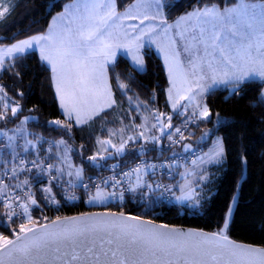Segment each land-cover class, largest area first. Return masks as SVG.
I'll use <instances>...</instances> for the list:
<instances>
[{
    "label": "snow or ice",
    "instance_id": "obj_1",
    "mask_svg": "<svg viewBox=\"0 0 264 264\" xmlns=\"http://www.w3.org/2000/svg\"><path fill=\"white\" fill-rule=\"evenodd\" d=\"M142 6L143 13L141 15L119 17L115 12L114 0H82L67 14V17L60 18L61 20L67 18L68 23L63 25L59 31L50 29L47 35H37L13 44L7 49H0V71L5 70V54L14 59V54L23 53L26 49H31L34 44L39 45L42 61H46L52 67L56 91L67 118L75 119L77 124L87 123L102 109L110 108L115 103L107 82L106 66L115 61L117 50L124 49L131 52L135 64L140 68L143 66V60L139 55V49L143 47V44L140 43L143 38L147 36L149 42L153 44L161 38L168 39L167 33L173 26L168 25L163 17L161 11L163 0H144ZM255 9V5H245L242 13L235 9L228 11L230 15L236 13L237 16L241 14L246 16V26L251 29L253 22L258 17L264 23V12L257 13ZM7 12V7L0 6V19ZM215 12V9H205L203 12L194 9L192 13L180 17L176 26L188 21L199 23L202 16L212 15ZM117 19L121 20L120 24L113 23ZM123 19H139L141 25L145 20L159 19L163 27L157 30V26L153 24L142 28L139 33L125 32L122 41L119 35H114L113 30L124 27ZM228 23L231 25L229 29L231 38L215 28L208 37H205L203 29L200 30L198 36H192L193 40L198 39L202 45L203 55H201L200 49L192 52L189 56L187 71L181 66L178 53L166 52L165 59L169 64V74L172 77L173 87L169 89V95L173 109L181 99L191 102L195 98L182 94L179 89H176L177 79L189 85L185 90L186 93L193 91L191 84L195 82L196 88L199 89L195 95L199 96L205 91V86L201 84V81L204 80L210 81L209 87L225 85L229 88L230 93L235 95L240 92L250 78H264V39L254 43L237 28L239 21L234 23L229 19ZM129 27L135 30L137 26L130 25ZM189 28H192L193 32L195 31L193 25H189ZM187 30L185 29V31ZM180 35L183 36V33ZM261 35L264 36V32ZM129 36L131 39H128ZM42 41L44 43H41ZM164 50L165 48L161 47V51ZM185 51H188L187 47ZM240 64L244 66L240 67ZM120 87L124 89L125 85L121 83ZM174 89H176V95L172 96ZM3 92L4 89L0 86V93ZM6 95V93L0 95V121H7L10 118L9 113H11V117H16L17 113L21 111L18 103H9L5 100ZM128 99L131 102V97ZM195 107L200 109L198 114L201 117L208 118L210 113L206 106L197 104ZM183 110L186 109L181 111ZM193 115H197V113L193 112ZM156 119L160 121V116H157ZM27 122L28 118H25L14 129H0V137L3 138V141L0 142V174L9 180L18 181V183L9 186L3 183V179H0V208L8 210L7 213L0 214L5 215L6 220H10L11 217L17 215L16 207H20L23 209L24 215L28 217L27 223L19 225L18 232L13 231L14 239L0 235V264H5V256H8L10 260L14 254L21 255L25 260L29 257L42 259L48 252L55 254L61 264H129L128 254L144 249L146 245H151L149 251L154 256L157 252L168 256L196 253L201 256L210 255L213 260H216L217 256L213 254L215 249L219 250L221 254L226 252L234 257L235 264H264V248L256 249L236 244L228 240L223 232L208 235L194 232L182 233L172 229L163 233L158 230H149L150 234H145L138 231V225L126 223L127 219L138 220V218H125L122 214L119 224L94 222L96 220L94 217H78L72 220L58 218L51 225L35 227V222L29 213V204L36 205L37 201L26 189L30 187L32 179H39L40 176L47 173L49 186L42 191L51 193V181H59L60 177L57 172L63 170L56 169L55 165L51 163L45 165L39 158L29 160L26 155H21L22 152L28 153L32 149L39 157V152L36 149L39 140L34 143L33 140L28 139V133L24 127ZM51 123L62 126L61 121L58 120ZM163 123L161 121V125ZM167 123L168 126L171 125V117H167ZM163 130V126H161L160 131L163 132ZM175 132L180 133L181 129L176 128ZM20 138L23 139V144L17 143ZM169 138H171V134H169ZM179 138L183 139V136L181 135ZM128 139L131 140L132 137ZM64 143L63 140L59 141V144ZM101 143L111 144V141H101ZM123 149L124 145L121 144L117 151L122 152ZM223 154L222 142L218 141L217 149L210 159L215 161ZM90 159L95 160L96 157L93 156ZM33 169L37 170L35 177L31 175ZM81 171H76L77 178L80 177ZM140 173L141 168L137 167L124 174L129 178L135 176V184L130 185V191H135L137 187L141 186L151 189V185L141 184ZM68 175H72V173H68ZM12 188L18 189L23 195L11 194ZM116 195L115 191L105 192L98 186L90 202L103 203L110 196ZM122 195L120 193L121 198ZM185 198L191 197L189 195L181 199ZM111 215L115 216V214ZM228 215H231V209ZM140 223L151 222L141 221ZM224 228H227V223ZM21 233L23 235H20ZM113 244L115 247L108 246ZM166 264H174V262L167 261ZM184 264H204V262L185 259ZM229 264H233V262L229 261Z\"/></svg>",
    "mask_w": 264,
    "mask_h": 264
},
{
    "label": "trees",
    "instance_id": "obj_2",
    "mask_svg": "<svg viewBox=\"0 0 264 264\" xmlns=\"http://www.w3.org/2000/svg\"><path fill=\"white\" fill-rule=\"evenodd\" d=\"M73 0H16L13 9L0 21V47L35 35L45 33L55 15L61 13L65 6ZM135 0H117L118 10H126ZM264 1V0H250ZM237 0H169L166 5L167 21L173 22L182 14L207 6L222 8L232 6ZM146 69L137 70L130 60L120 55L110 67V81L114 96L121 107L126 101L139 102L144 107L158 104V109L164 112L172 111L167 99V89L170 84L167 68L156 50L150 46L143 49ZM125 88L121 89L120 84ZM0 84L9 103L20 105L21 111L16 117L0 121V129L17 127L22 120L26 124L32 139L44 140L45 150L49 141L64 140L71 147V156L76 165L81 166L87 178L100 166L111 162L125 163L143 156L161 157L165 151L158 152L152 148L148 152L131 151L128 155L117 158L100 156L101 141L107 140L108 130L116 129L119 122L107 120L108 112L98 115L91 123L78 126L73 120H68L63 114L53 84V73L50 66L42 61L39 52H29L19 55L9 61L0 74ZM264 82L249 80L238 94H231L229 88L216 89L209 92L205 98L211 110V118L201 120L198 132L204 128L213 127L214 133L210 141L197 143L193 133L194 123H187L190 130L181 146L173 149L176 152L202 147L205 152L210 142L216 136H221L225 145L226 161L224 169L217 175L212 185L210 198L199 207L188 206L163 201L159 196L132 192L122 199L111 201L107 205L93 207L86 202L84 196L80 202L66 201L56 188L54 190L57 204L51 205L48 193L42 189L49 186L45 177L33 180L35 184L32 193L37 201L33 207L34 226L55 219L83 214L94 210H109L148 218L172 226H183L218 233L225 222L226 213L238 190L240 178L247 161V175L242 179L239 201L230 225L229 237L250 244L264 246ZM22 93V95H20ZM10 98V100H9ZM108 114V115H105ZM217 114L218 117H217ZM221 122L217 123L216 119ZM62 120V126H55L53 120ZM179 121L178 114L174 117ZM226 121V123H224ZM167 141V138H164ZM96 157L91 160L90 157ZM48 160V159H47ZM49 161V160H48ZM49 164V162H48ZM181 169L179 167L175 170ZM175 177L168 178L173 184ZM62 180V179H59ZM64 181V180H63ZM8 183V182H7ZM46 186V187H45ZM155 193H159L155 190ZM143 192V191H142ZM154 193V194H155ZM3 208H1L2 210ZM0 210V213H4ZM0 233L9 239H14L13 231L18 232L19 225L24 220H6L0 214Z\"/></svg>",
    "mask_w": 264,
    "mask_h": 264
},
{
    "label": "rangeland",
    "instance_id": "obj_3",
    "mask_svg": "<svg viewBox=\"0 0 264 264\" xmlns=\"http://www.w3.org/2000/svg\"><path fill=\"white\" fill-rule=\"evenodd\" d=\"M15 1L16 0H0V6L8 8V12L4 15V17L2 19H4L7 16V14H9L11 12V10L14 7V4H16ZM243 1L244 0H238L240 5H242L241 3H243ZM81 2H82V0H74L73 2L68 3L65 6V9L63 12L58 13L57 15H55L53 17L51 24L49 26V30L55 29V30L59 31L63 25H66L68 23V19L66 18L64 20H61L60 18L62 16L67 17V14L69 12H71L74 9V7ZM167 2H169V0H163V7L161 9L163 17L165 18L166 21H167V14H166ZM143 3H144V0H135L131 4L132 6L130 5L126 11L124 10V12L123 11L120 12L117 9L118 4L116 3V0H114L115 12L119 17H124L126 15H141L143 13V6H142ZM216 7H217V5H216ZM2 19H0V21ZM54 21H55V23H54ZM175 21H173V22H175ZM113 23L114 24H120L121 20L117 19V20L113 21ZM122 23L124 25V27L122 28V32H118V29H120V28H115L113 30L114 35H119L120 38H122V41L124 40L123 33H125V32L135 31V33H139L142 28H146L149 25H153V24H155L157 26V30H159V28L163 27V25H161L159 19H157V20H145L143 25L140 24L139 19H123ZM167 24L170 25V23L168 21H167ZM130 25H136L137 27L135 28V30H133L131 27H129ZM171 29L167 33V37H168L167 40H165L164 38H161L155 44L150 43L147 36H145L143 38V40L140 42L143 44V47H141L139 49V55L142 57V60H143V66L142 67L138 68L137 65L135 64L133 58H132L133 54L131 52H127L124 49H118L117 50V55L115 57V60L120 54L122 55L123 53H125V54H127V56H129V58H130L129 60H130L131 64L137 70L144 71L146 69L144 55H143L144 47L150 46V47H152L154 49L156 48L157 50H160V51H161V47H164V48L167 47L168 48L169 47V45H168L169 38L174 33H178V29L176 28L175 25ZM49 30H48V33H49ZM121 34H122V36H121ZM228 35H229V33H228ZM128 39H131V37L129 36ZM26 40H28V39H26ZM21 41H24V40H20L16 43H19ZM41 43H44V42L42 41ZM12 45L1 46L0 49H7V48L11 47ZM166 50L167 49H165L164 51H166ZM34 51H37L40 54V46L34 44L31 49H26L25 52L17 53L14 55H15V57H17L19 55H23L25 53L34 52ZM164 51H161V52H164ZM12 59H13L12 57H9L5 54V56H4L5 68L7 66V63L9 61H11ZM110 64H112V62H110L108 65H110ZM48 65L52 69L51 65L50 64H48ZM107 66H106V70H107ZM2 72L3 71H0V74ZM52 73H53V71H52ZM107 82H108V86L111 90L112 99L115 101V103L110 108L102 109L99 112V114L102 112H108L109 116H107V120L110 122H120L122 124V126L118 130V132L117 131L115 132V129H111V132L109 134L110 137L106 140V141H111V144L101 143V146H100V155L101 156L104 155L103 153L107 151V147L109 148V146L111 149H113V151L116 150L115 147L119 146L118 141H116L117 140L116 136H118L119 138H120V136H124L125 135L124 129H126V128L127 129L129 128L130 130H133V131L140 130V132L143 133V136H145L146 138H150V140H151V138H153L154 136H156V137L169 136V134L173 133L176 126L177 127L179 126V128H182L183 126H181V125H184L187 123H194L195 127L192 129V132L198 133L194 138L195 141L197 143L204 144L205 141L207 142V141L211 140V137L214 133L213 127L204 128L201 132H198V129L196 128V127L200 126L201 120H208L211 118V110L207 106L206 102L200 101V102H197L196 105L200 104V105L206 106L208 108L210 115L208 116L207 119L201 117L200 115L197 118L193 117L194 116L193 112L199 113L200 109L196 108L195 107L196 105L186 104V102H179L176 105V108L173 109L171 99L168 101L169 107L172 110L170 112H164L162 110H159L158 104H152L148 107H145V106L143 107L141 105V103L135 102V101L130 102L129 100L126 101L125 107L124 106L121 107L122 104L118 103L115 100L116 98H115L114 93L111 89L108 70H107ZM0 86H2V85L0 84ZM4 93L5 92L0 93V95H4ZM172 96H174V95L172 94ZM5 100H7L6 96H5ZM137 105H139V106L137 107ZM182 109H186V110L181 111ZM62 110H63V108H62ZM62 112H64V110ZM64 114H65V112H64ZM176 114H178V117H179V121L177 123L175 122V119H174ZM65 116H66V114H65ZM157 116H160V121H158L156 119ZM31 117H28V119H31ZM93 117L91 119H93ZM167 117H171V125L170 126H168ZM66 118H67V116H66ZM57 120L61 121V124H62V120L56 119L53 121H57ZM71 120H73L75 122V119H71ZM90 120H88L87 123H82V124H77L76 122L75 123L77 125H86V124H89L88 122H90ZM161 121L164 122L163 125H161ZM216 122L220 123L221 119L217 118ZM153 125H156V127H153ZM55 126H57V125H55ZM161 126H163V129H164L163 132L160 131ZM24 127H25V125H24ZM12 129H14V128H12ZM189 130H190V127H189V129L187 128V132H186L185 136L183 137V139L186 138ZM28 139H29V136H28ZM37 140H39V143H37L36 149L39 152V157H37L36 153L34 151H32V152H34V157L30 158L29 160L39 158L43 161V163L45 165H47L49 162L52 165H55L56 169H62L63 170L62 172H57V175L59 177L65 176L69 180L73 179V177L76 176L75 175L76 171H74L76 169H75V166L73 165V163L70 162L71 159L69 158V155H70L69 153L71 151L72 145H70L68 142H66L64 140H63L65 142L64 144H59L57 141H49V144L46 145L47 147H45V151H42L40 149L41 147L39 148L38 145H41L44 140H41V139H37ZM2 141H3V138L0 137V142H2ZM120 141H121V138H120ZM218 141L222 142L224 154L221 158H218L217 160L213 161L210 159V157L216 151ZM23 142L24 141L22 138L18 139V141H17L18 144H23ZM134 142H136V143H134L132 148L134 150H139L140 144L137 142V140H135ZM31 150L32 149H30L29 152ZM28 153L22 152L21 155H26L28 157V155H27ZM107 157L116 158V155L115 154H109ZM118 157H120V156H118ZM225 161H226L225 145H224V141H223L222 137L220 136L219 138L216 139V141L214 139L212 142H210V144L208 145L207 151L205 152V150H204L203 155H201L199 158H197L194 162L188 164L187 166L182 167L179 170L177 181L172 184L173 189H174V192L172 195V202L175 204L188 206L192 209L199 207L206 199L210 198L211 192H212L213 182H214V180H216L217 175H220L222 170L224 169ZM244 163H245V167L243 170V175L239 181L238 190L235 193V195L231 201L230 207L226 213V218H225V222L223 224V227L218 232V233L223 232L226 236L229 235L230 225L232 223V220L234 218V214H235V211H236V208L238 205L240 186L242 183V179L244 177H246L247 172H248L246 159H244ZM79 167L82 168L81 166H79ZM68 173H72V175H68ZM46 174L47 173L43 174L42 177H44ZM21 175L23 176V174H21ZM140 177H141V182H142L144 180V177L143 176H140ZM16 183H18V181L8 179L7 185L11 186V185H14ZM145 185H151V189H150L151 193L150 194L158 196V194L155 193L156 189L153 188V186H152L153 182L150 179L146 180ZM104 191L107 192L106 190H104ZM94 193L95 192H92L86 198V202L89 206H93V207L94 206H104V205H107L109 202H111L115 199L114 197L110 196L108 198V200L104 201L103 203H101V202H90L92 200V195ZM212 193H214V191ZM189 195L191 198L181 199L182 197H188ZM33 207H34V205L29 204V213H30L32 219H33V214H32ZM230 209H231V215L229 216L228 214H229ZM1 211L4 213H7L8 210L6 208H4ZM27 219H28V217H27ZM27 219L25 216L24 221H26V222H24V223H27ZM0 221H2V220L0 219ZM225 223H227L226 229L224 228ZM0 235H2V234L0 233Z\"/></svg>",
    "mask_w": 264,
    "mask_h": 264
},
{
    "label": "crops",
    "instance_id": "obj_4",
    "mask_svg": "<svg viewBox=\"0 0 264 264\" xmlns=\"http://www.w3.org/2000/svg\"><path fill=\"white\" fill-rule=\"evenodd\" d=\"M74 1V0H73ZM71 1V2H73ZM70 3V2H69ZM116 3H117V0H116ZM242 5H240V3L238 2L237 0V3L232 5V6H228V7H225V8H221L219 6H207V7H203V8H194V9H199L201 12H203L205 9H215L216 12L212 15H208V16H202L200 18V22L197 23L196 21H188L187 23H184L180 26H176V22L179 20L180 17H183L185 16L186 14L188 13H192L194 9L182 14L175 22H169L170 25L172 26H176V28L178 29V33H174L173 35H171V37L169 38V47H165V49H167L166 51L164 52H161L160 50H157L156 48V52L158 53V55L161 57V59L163 60L166 68H167V72L169 74V64L166 63V59H165V55H166V52L168 53H172V52H176L179 54L178 56V59L180 61V64L181 66L184 68L185 71H187L189 65H188V60H189V56L192 52H195L197 49H200V53L201 55H203V49H202V45H200V42L199 40H193L192 39V36L193 35H196L198 36L199 35V32L201 29L204 30V33H205V37H208L210 36L211 32L213 31V29L215 28V30H218V31H222L225 35H228L229 33V37L231 38V32L229 31L231 25L228 23L229 19L231 21H233L234 23L239 21V23L237 24V28L244 32L248 39L251 40L252 42L256 43V42H259L261 41L262 39H264V36L261 35L262 32H264V23H262L259 19V17L257 18V20L255 22H253V27L251 29L247 28L246 26V20H247V17L244 16L243 14H241L240 16H237L236 13H232L230 15L229 11L230 9H235V10H238L240 11L241 13L243 12V7L245 5L247 6H252V5H255L256 6V12L257 13H261V12H264V1H257V2H254V1H250V0H244L243 3H241ZM240 5V6H239ZM132 6V5H131ZM129 8V7H128ZM127 8V9H128ZM65 9V8H64ZM126 9V10H127ZM125 10V11H126ZM64 11V10H63ZM62 11V12H63ZM124 12V11H123ZM189 25H193L194 28H195V31L193 32L192 28H189ZM185 29H188L187 31H185ZM49 30V28H48ZM48 30L43 33V34H39V35H46L48 33ZM172 30V29H171ZM118 32H122V28L118 29ZM183 33V36H181L180 34ZM37 36V35H35ZM122 36V34H121ZM34 37V36H32ZM32 37H29V38H25L23 40H26V39H30ZM122 40V38H121ZM186 47L188 48V51H185ZM211 51V50H210ZM121 55V54H120ZM119 55V56H120ZM123 56H126L128 59L129 56H127V54L123 53L122 54ZM118 56V57H119ZM117 57V58H118ZM116 58V60H117ZM115 60V61H116ZM112 62V64L108 65L107 66V70L109 72V79H110V67L115 63ZM239 64V62H238ZM146 66V65H145ZM240 67H243L244 65L240 64L239 65ZM252 66V65H250ZM53 76H54V73H53ZM169 79H170V84H169V87L167 89V99L168 101L170 100V95H169V89H171L173 86H172V77L170 76L169 74ZM249 80H259V81H263L264 82V78H260V77H252L250 78ZM248 80V81H249ZM53 84H54V88H55V91H56V85H55V80H54V77H53ZM110 84H111V81H110ZM201 84L205 86V91L199 95V96H196L195 93L199 91L198 88H196L195 86V82H193L191 84V87L193 88V91L191 93H186L185 90L187 89V87H189V85L187 84H184L182 80L180 79H177V82H176V89H179L181 91L182 94H187V95H190V96H194L195 98L189 102V100H185V99H181L180 102H186V104H192V105H196L197 102H200V101H204L205 102V98H206V95L213 91V90H216V89H221V88H228L227 86L225 85H213V86H208L210 84V81L208 80H204V81H201ZM112 89V87H111ZM176 89L173 90L172 94L175 96L176 95ZM113 91V90H112ZM263 93H264V90H263ZM56 94H57V91H56ZM57 97H58V100H59V104H60V107H61V110H62V106H61V103H60V98H59V95L57 94ZM263 98H264V95H263ZM116 100V99H115ZM117 101V100H116ZM118 102V101H117ZM63 111V110H62ZM105 112H102L100 113L99 115L103 114ZM64 114V112H63ZM65 115V114H64ZM105 115H108V114H105ZM98 115H95L93 117V119L90 120V122L88 123H91ZM193 117L197 118L199 117V114L197 113V115H194ZM176 122V121H175ZM75 123V122H74ZM118 123V122H117ZM177 123V122H176ZM76 124V123H75ZM120 126H118L116 129H115V132L121 128L122 124L119 122ZM77 125V124H76ZM87 125V124H86ZM78 126H83V125H78ZM25 128L28 132V136H29V140H33L34 143H36L35 141L37 140H34L32 139L31 137V134H30V131L28 130L27 126L25 125ZM176 128H179V126ZM175 128V129H176ZM175 129L173 131V133L171 134V137L174 136V134L176 133L175 132ZM110 132L111 130L109 129L108 130V135H107V139L110 137ZM124 136H120L121 138V141H120V138L118 136H116V141H118V147H115V151H113V149L107 147V151L104 152L101 156V157H105L107 158V156L109 154H115L116 155V158L118 156H126L128 155L131 151H133L134 149L132 148L135 140H137V142L140 144L139 145V150L140 152H148L150 149L152 148H157V144H158V140L159 139H164V138H168L169 136H166V137H156L154 136L153 138H146L145 136L141 135V132L140 130H136V131H133V130H130L129 128L127 129H124ZM129 137H132V139H128ZM220 136H217L215 137V141L217 138H219ZM170 139V138H169ZM43 144V143H42ZM42 144L41 145H38V147L42 150V151H45L43 148H42ZM121 144L124 145V149L122 152H118L117 149L120 148ZM158 149V148H157ZM33 150H31L27 155H28V159L34 157V152H32ZM158 152H160V150L158 149L157 150ZM69 158L71 159L70 162L73 163V165L75 166V169L74 171H77V170H82L81 171V175L79 178H77V176L73 177V179H68L67 177L65 176H62L60 177V179L64 180V181H67V182H70V183H73V184H80L82 183L86 178H87V175L85 174L84 170L82 168H80L78 165L75 164V162L73 161V158L71 156V151L69 153ZM45 157V156H44ZM115 159V158H114ZM187 166V165H186ZM34 171L32 172V176L35 177L36 176V169H33ZM180 170V169H179ZM179 170L176 171V173L174 174V177L176 176V174H178ZM0 177H1V174H0ZM45 177V176H44ZM43 177V178H44ZM42 178V176H40V179ZM33 180L31 181V183H33ZM16 181V180H15ZM135 184V182H134ZM142 185H145L146 184V179H144L142 182H141ZM48 187V186H47ZM143 189V190H142ZM138 190V191H137ZM137 193H142V194H146V196L148 197L151 193V191L146 188V187H137L136 190H135ZM134 191V192H135ZM143 191V192H142ZM108 192V191H107ZM50 193H48L49 195ZM32 196L35 198V195L34 193L32 194ZM119 199H122V198H119ZM115 200V199H114ZM113 200V201H114ZM110 203V202H109ZM36 206V205H34ZM94 207H98V206H94ZM26 216V215H25ZM26 219H27V216H26Z\"/></svg>",
    "mask_w": 264,
    "mask_h": 264
},
{
    "label": "built area",
    "instance_id": "obj_5",
    "mask_svg": "<svg viewBox=\"0 0 264 264\" xmlns=\"http://www.w3.org/2000/svg\"><path fill=\"white\" fill-rule=\"evenodd\" d=\"M187 128L189 129V125L180 128L181 132H176L174 136L170 139L168 138L167 141L164 139H159L157 141V148L161 152L165 151V154L161 157L143 156L139 159L130 160L125 163L111 162L104 167L99 166L93 174L80 184H73L63 180H52L51 184L56 188L55 190H57V192L70 203L80 202L84 196L95 192L98 186L102 190L108 192L115 191L117 195L112 196L115 199L121 198L120 193L123 194V198L133 192L129 190V187L130 185H134L135 182V176L129 178L124 174L132 169L140 167L141 173L139 175L143 176L145 179H150L153 182V188L159 192V198L163 201L170 202L172 200L174 189L173 185L168 182L167 177L169 179L172 178L176 169L182 165L194 162L197 158L203 155L204 152L203 148H194L182 152L173 151V149L182 145L184 140L179 137L181 135L183 137L185 136ZM46 178L47 180L49 179L48 174H46ZM0 179H3V183L7 185V177H4L1 174ZM34 185L35 184L30 185L26 191L32 193ZM11 194L23 195L15 188L11 189ZM48 200L51 205L57 204L54 190L48 195ZM16 213L17 215L11 217L12 220H25L22 208L16 207Z\"/></svg>",
    "mask_w": 264,
    "mask_h": 264
},
{
    "label": "water",
    "instance_id": "obj_6",
    "mask_svg": "<svg viewBox=\"0 0 264 264\" xmlns=\"http://www.w3.org/2000/svg\"><path fill=\"white\" fill-rule=\"evenodd\" d=\"M106 214V215H103ZM111 214H115V216L111 215ZM121 214L127 218V217H136L138 218V220H132V219H127L126 223L128 225H138V231L141 233H145V234H150L149 230H158L159 232L163 233V232H167L169 230H176L177 232H182V233H188V232H194V233H205L208 235H212V234H216L215 232H209V231H205V230H201V229H195V228H189V227H183V226H172V225H167L161 222H157L148 218H144V217H139V216H135L132 214H127V213H121V212H115V211H109V210H94V211H89L83 214H78V215H73V216H68V217H62L59 218L61 220L63 219H67V220H72L74 218H78V217H94L96 218V220L94 222H100V223H111V222H115L117 224L121 223L120 221V216ZM57 219L51 221V222H47L38 226H35L37 228H41L42 225L48 224L51 225L53 224L54 221H56ZM151 222V223H140V222ZM164 226V227H161ZM137 230V229H134ZM20 235H23L22 233ZM101 235H103V233H101ZM228 240L236 243V244H240V245H247V246H251L252 248H256V249H261L264 248V246H260V245H255V244H250V243H246V242H241V241H237L229 236H227ZM109 247H115V244L113 245H108ZM54 247V245H53ZM149 248H151V245H146L144 249L141 250H137L134 252H130L128 254V261L129 264H140V262H142V264H153V262H156V264H166L167 261H173L174 264H176V262H178V264H184V260L188 259V260H200L203 261L204 264H229V261H232L233 264H235V258L231 257L230 255H228L226 252H224L223 254L220 253L219 250H213V254L217 256L216 260L212 259V256H201L199 254L193 253V254H181L180 256L178 255H165L164 253L161 252H157L156 255L154 256L152 254L151 251H149ZM5 260V264H61V262L59 260L56 259V255L48 252L47 255H44L43 258H37V257H29L27 260H25L24 257H22L19 254H14L13 258L10 260L8 256L4 257Z\"/></svg>",
    "mask_w": 264,
    "mask_h": 264
}]
</instances>
